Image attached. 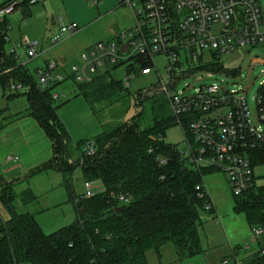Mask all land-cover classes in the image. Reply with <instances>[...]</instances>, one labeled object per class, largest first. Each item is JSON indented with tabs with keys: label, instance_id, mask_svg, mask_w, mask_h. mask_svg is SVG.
Segmentation results:
<instances>
[{
	"label": "trees",
	"instance_id": "obj_1",
	"mask_svg": "<svg viewBox=\"0 0 264 264\" xmlns=\"http://www.w3.org/2000/svg\"><path fill=\"white\" fill-rule=\"evenodd\" d=\"M8 1L3 0L0 7ZM0 46L4 48L1 41ZM136 64L142 69L151 67V62L145 59H137ZM121 65L106 67L98 71L90 83L77 85L91 107L94 103L110 99L111 103H116L121 99L125 87L111 74ZM6 66H15V63L7 59ZM204 69L228 75L238 71L225 68L222 63ZM127 71L132 69L129 67ZM10 77L27 87L23 95L28 114L51 144V158L31 174L62 175L69 201L73 203L75 220L46 234L33 214L17 210V200L34 199L31 190L17 194L14 187L19 181L0 178V203L8 214L7 219L0 215V264H148L146 253L158 252L167 243L173 244L180 260L203 252L199 228L202 225L200 211L205 209L196 187L216 171L187 166L182 151L164 142L166 130L176 124L174 116L161 112L151 124H144L141 110L92 140L82 141L77 145L78 157L73 160L69 134L52 98V92L60 85L42 89L34 75L19 66ZM8 78H4L2 84ZM156 92L158 90L151 89L144 96L138 92L134 98L138 104H144L155 97ZM89 144L94 147L91 156L85 154ZM81 147L85 148L81 150ZM248 157L253 169L264 165V143L249 151ZM161 160L165 163L160 164ZM77 170L84 182H100L103 192L90 198H84L83 193L74 197L70 180ZM119 194L130 195L131 202L119 203L116 198ZM232 197L233 211L245 216L249 228L261 226L264 229V185H257L253 177L248 190ZM213 211L215 209L210 212ZM243 263L264 264V257L255 252Z\"/></svg>",
	"mask_w": 264,
	"mask_h": 264
},
{
	"label": "rangeland",
	"instance_id": "obj_2",
	"mask_svg": "<svg viewBox=\"0 0 264 264\" xmlns=\"http://www.w3.org/2000/svg\"><path fill=\"white\" fill-rule=\"evenodd\" d=\"M260 4L264 11V0H260ZM59 16L75 22L79 30L72 37L50 47L51 41L58 35L56 19ZM9 18L8 35L11 42L20 39L37 41V51H47L29 63L28 70L34 76L35 68L41 67L44 60L54 59L63 61V70L69 74L72 66H80L79 55L85 47L98 42H110L134 25L132 11L120 6L119 0H42L38 4L18 8ZM10 46L11 43L4 46L7 52ZM255 57L264 60L263 47L256 45L236 50L221 60L225 68L238 70L235 75L219 72L209 77L197 74L180 78L177 89L191 95L195 88L212 83L226 85L229 90L244 87L251 120L262 127L257 122L256 99L260 82L264 81V65L253 64ZM167 66L165 58L156 56L151 68L145 73L137 71L134 60L112 70L113 77L122 81L125 87L121 99L116 103H111L110 99L94 103L91 107L77 85L65 82L58 86L54 93L65 94L66 98L55 102L57 114L69 134L70 145L74 149L73 160L78 157L77 145L82 141L92 140L103 131L126 122L141 110L144 124H151L161 112L172 115L167 100L159 91L160 83L166 82L168 78ZM129 67L131 72L127 71ZM131 75L132 78H129ZM151 89L158 90L155 97L138 104L135 94L141 92L144 96ZM28 113L23 92H10L0 82V178L19 181L14 187L17 194L31 190L34 199L24 197V200H17V210L33 214L43 231L51 234L72 224L75 212L61 174H31L32 170L51 158L52 149L49 139ZM164 142L180 151L186 148L184 134L177 124L166 130ZM84 148L81 147V150ZM14 157L18 158L15 162L11 160ZM254 178L257 185H264V165L254 168ZM83 183L81 172H73L70 188L74 197L83 193ZM204 183L217 202V211H200L202 225L199 235L203 252L180 260L173 244L167 243L158 252L150 250L146 253L148 264H222V260L233 255L238 260H244L257 250L256 245H250L251 231L245 216L233 211L232 192L225 174L215 172L207 176ZM0 215L4 219L8 218L1 203ZM246 246H249L248 249Z\"/></svg>",
	"mask_w": 264,
	"mask_h": 264
},
{
	"label": "built area",
	"instance_id": "obj_3",
	"mask_svg": "<svg viewBox=\"0 0 264 264\" xmlns=\"http://www.w3.org/2000/svg\"><path fill=\"white\" fill-rule=\"evenodd\" d=\"M41 1L10 0L0 7V41L4 46L11 43L8 52L0 46V82L9 77L3 85L10 92H27V87L11 78L10 74L16 66L29 71V63L44 52L37 51V41L20 39L11 42L8 18L23 3L35 5ZM119 5L132 11L133 27L119 33L110 42H98L84 50L79 55L80 66H72L69 74L61 70L54 60L45 61L41 67L35 68L37 84L42 89L65 82L87 84L106 67L130 60L136 62L137 59L149 60L152 66L156 56L165 58L168 78L160 83L159 91L166 98L175 122L184 134L186 148L182 150L183 161L193 169L207 168L224 173L232 195L240 196L250 188L254 177L248 152L264 143V81L260 82L256 99L257 122L262 127L251 120L244 87L229 90L226 85L212 83L199 86L193 94L187 95L177 89V84L180 78L197 74L206 77L216 75L219 72L208 71L204 67L222 63L223 58L236 50L256 45L264 48V11L260 0H119ZM56 24L58 35L50 47L79 30L75 22L61 16L56 19ZM123 47L127 48L126 53H122ZM7 59L13 60L15 66H6ZM136 66L139 73L151 68ZM52 98L57 102L66 96L53 91ZM85 154H94L92 144L86 146ZM11 160L15 162L18 158ZM164 163L165 160H161L160 164ZM103 190L98 181L83 183L84 198L93 197ZM196 191L204 202L205 211L215 209L204 182L196 187ZM116 198L123 205L131 202L128 194H119ZM250 231V245H256L255 252L264 257V229L255 226ZM246 247L248 249L249 246ZM244 260L233 255L222 260V264H244Z\"/></svg>",
	"mask_w": 264,
	"mask_h": 264
},
{
	"label": "crops",
	"instance_id": "obj_4",
	"mask_svg": "<svg viewBox=\"0 0 264 264\" xmlns=\"http://www.w3.org/2000/svg\"><path fill=\"white\" fill-rule=\"evenodd\" d=\"M83 1H85V0H83ZM21 7H24V6H21ZM22 11H23V9H22ZM14 12H16V10H15ZM9 19H10V18H8V23H9V26H10V21H9ZM91 46H93V45H90V46L85 47L84 50H86L87 48H89V47H91ZM84 50H83V51H84ZM83 51H82V52H83ZM43 52H44L43 54H45L47 51L43 50ZM82 52H81V53H82ZM81 53H80V54H81ZM60 60H61V59H60ZM45 61H47V60H44L43 62H45ZM54 61L57 62L59 68H60L61 70H63V66H64L63 63H64V62H63V61H59V62H58V61L55 60V59H54ZM63 71H64V70H63ZM64 72H65V71H64ZM207 190H208L209 195H210V197H211V199H212V201H213L215 211H217V202H216L214 196H212L210 190H209L208 188H207Z\"/></svg>",
	"mask_w": 264,
	"mask_h": 264
},
{
	"label": "water",
	"instance_id": "obj_5",
	"mask_svg": "<svg viewBox=\"0 0 264 264\" xmlns=\"http://www.w3.org/2000/svg\"><path fill=\"white\" fill-rule=\"evenodd\" d=\"M121 51H122V53H126L127 52V48H125V47H123L122 49H121ZM252 63L253 64H263L264 65V60H262V59H260V58H257V59H254L253 61H252ZM25 92H23V94H24ZM122 210V208H119V211H121Z\"/></svg>",
	"mask_w": 264,
	"mask_h": 264
}]
</instances>
